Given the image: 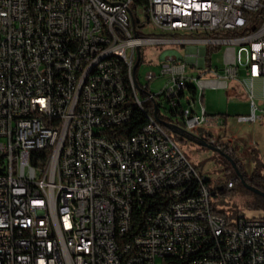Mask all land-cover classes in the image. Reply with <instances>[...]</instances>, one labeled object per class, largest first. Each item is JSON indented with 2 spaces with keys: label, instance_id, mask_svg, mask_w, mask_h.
Segmentation results:
<instances>
[{
  "label": "built area",
  "instance_id": "built-area-1",
  "mask_svg": "<svg viewBox=\"0 0 264 264\" xmlns=\"http://www.w3.org/2000/svg\"><path fill=\"white\" fill-rule=\"evenodd\" d=\"M141 14L166 38H145ZM163 42L202 46L203 71L169 51L142 80L141 47ZM222 45L223 68L206 66L207 46ZM230 80L250 104L236 121L263 120L264 0H0V264H264V218L215 211L208 179L161 122L114 132L150 102L193 135L209 119L204 91Z\"/></svg>",
  "mask_w": 264,
  "mask_h": 264
},
{
  "label": "rangeland",
  "instance_id": "rangeland-1",
  "mask_svg": "<svg viewBox=\"0 0 264 264\" xmlns=\"http://www.w3.org/2000/svg\"><path fill=\"white\" fill-rule=\"evenodd\" d=\"M141 21H144L145 38H166L165 34L158 33L151 35L149 30H153V26L147 20L146 16L141 14ZM139 18L137 17V20ZM227 45H222L220 50L212 56V66L218 69L223 68V55ZM178 51L183 53L184 50L177 44L163 42L160 44H146L141 47V63L139 73L143 80V74L148 71H156L160 74L162 63L165 61L164 55L169 51ZM194 72H202V68H195ZM207 77H213L212 74H207ZM243 76L242 72L239 77ZM166 84L164 76L154 78L149 82L150 90L159 92ZM244 86L237 80H230L228 89L209 88L204 91V104L206 111L210 116L226 115L228 122L226 125H200L193 133V136L200 135V139L206 137V133L218 138L221 142H225L229 147L234 148V156L241 162L245 171L250 173L253 169L252 151L258 149L261 157L264 158V119L257 123H238L237 115H246L250 112V105L245 110L240 103H244L245 99L249 101ZM231 99V100H230ZM236 104L232 112L225 110H216L215 106L226 107L229 103ZM260 105L264 107V102L260 101ZM214 111V112H213ZM170 136L176 141L180 150L189 162L206 176L212 188L217 187L221 182L224 183L232 176V171L229 169L233 166L231 160L224 154L216 150L203 146L201 140L190 138L184 133L186 131L185 121L181 118H173L167 121ZM191 133V132H189ZM203 141V140H202ZM208 143V142H207ZM212 146V145H211ZM214 147V146H213ZM231 155V154H228ZM230 162V163H229ZM238 194L232 200H217L214 197L211 202L215 209L233 217L242 214L247 219L264 217V195L250 189L248 186L237 185ZM259 205V206H257Z\"/></svg>",
  "mask_w": 264,
  "mask_h": 264
},
{
  "label": "trees",
  "instance_id": "trees-1",
  "mask_svg": "<svg viewBox=\"0 0 264 264\" xmlns=\"http://www.w3.org/2000/svg\"><path fill=\"white\" fill-rule=\"evenodd\" d=\"M136 1L137 3H145V4L147 3V0H136ZM136 26H137V22L135 21V28ZM248 31L249 28L244 27L241 30H237V31L214 32L213 34H211V36L230 37V36L242 35L247 33ZM219 50L220 47L207 46L205 52L206 66L210 67L212 65V56L214 53L218 52ZM145 107L148 108L146 112L136 110L132 118L127 123L118 127L116 131H114L115 135L119 137H130L138 133L145 125H147L152 117L154 119H157L159 122H161L167 133H169L168 132L169 125L167 123L168 119L164 118L161 114H159V111L150 102L146 103ZM187 135L190 138H195L191 134H187ZM207 137H211V135L209 133H206V137L203 140L204 142H207ZM219 141L221 142V140ZM220 146H221L220 150L224 154L228 155L227 151L229 149V146L222 143ZM228 156L234 160L237 169L239 170V173L242 175V178L245 181V183L252 187L257 188L258 190L264 193V158L261 157L259 150L254 149L252 151L253 169L250 173H248L247 171H245V169L242 168V166L240 165L241 162L234 156V153ZM229 169L232 171V176L228 178L224 183L221 182L217 187L213 188V192H214L213 197L217 200H224V199L232 200L238 194L237 185L239 184L242 185L241 178L238 176L234 166H230ZM229 181L233 182L232 187L228 186ZM246 184L244 185L247 186ZM161 203L162 202H157V206ZM214 210L218 211L217 209ZM219 212L225 214L221 211Z\"/></svg>",
  "mask_w": 264,
  "mask_h": 264
},
{
  "label": "crops",
  "instance_id": "crops-1",
  "mask_svg": "<svg viewBox=\"0 0 264 264\" xmlns=\"http://www.w3.org/2000/svg\"><path fill=\"white\" fill-rule=\"evenodd\" d=\"M185 37L191 39V34L186 35ZM179 47L184 50V56H183V53L175 51V50H172L171 53H172V55H173V57L175 59L183 60V61H185L187 63L188 70H189L190 74H191V67H192L193 70H196L195 68H197V67H199V68L203 67V63H204L203 57L196 56V54L204 55V50H203L202 46H200L199 44H191V42H189V43H185V44H179ZM256 85L259 86L260 83H257ZM247 102H249V101L246 98L244 103H240V105L243 106V108L245 110L248 109V103ZM211 106H215V108H217L216 110H225L227 112H232V110L234 109L236 104H233V102H232V103H229L226 107H221V106L220 107L219 106L216 107V104L212 103ZM228 119L229 118H227L226 115H224V116H222V115H220V116H210L209 115L208 122L205 125H210V126H213V125H226L227 122H228ZM198 136H200V135H198ZM211 137H213V136H211ZM207 138H210V137H207ZM214 138H216V137H214ZM198 139L201 140L200 138H197V140ZM201 142H202V140H201Z\"/></svg>",
  "mask_w": 264,
  "mask_h": 264
},
{
  "label": "bare ground",
  "instance_id": "bare-ground-1",
  "mask_svg": "<svg viewBox=\"0 0 264 264\" xmlns=\"http://www.w3.org/2000/svg\"><path fill=\"white\" fill-rule=\"evenodd\" d=\"M91 10H99V3H91ZM120 68L123 71H126L125 77V88H127L128 93L131 94V98L139 97V90H136V73L135 69H130V55H123V59H120ZM155 124V119L152 117L147 125ZM197 202H205L204 194H196ZM162 202L157 207L162 208V210H169V203L166 201H157Z\"/></svg>",
  "mask_w": 264,
  "mask_h": 264
},
{
  "label": "water",
  "instance_id": "water-1",
  "mask_svg": "<svg viewBox=\"0 0 264 264\" xmlns=\"http://www.w3.org/2000/svg\"><path fill=\"white\" fill-rule=\"evenodd\" d=\"M201 144H202L203 146L210 147V148L216 150L217 152H220V153L224 154L219 148H217V147H213V146L209 145L207 142L202 141ZM224 155L227 156V157L231 160V162H232L234 168L236 169V172H237L238 176L241 178L242 183H243V184H246L245 181H244L243 178H242V175L239 173V170L237 169V166H236L234 160L231 159L228 155H226V154H224ZM246 185H247L250 189H252V190H254V191H256V192H258V193L264 195V193L261 192L260 190H258L257 188L252 187V186H250V185H248V184H246Z\"/></svg>",
  "mask_w": 264,
  "mask_h": 264
}]
</instances>
